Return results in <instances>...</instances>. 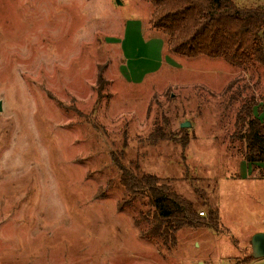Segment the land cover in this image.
Returning <instances> with one entry per match:
<instances>
[{
    "label": "rangeland",
    "instance_id": "1",
    "mask_svg": "<svg viewBox=\"0 0 264 264\" xmlns=\"http://www.w3.org/2000/svg\"><path fill=\"white\" fill-rule=\"evenodd\" d=\"M152 10L0 0V264L259 263H249L250 241L264 229V174L230 137L244 98L255 96L264 120V70L168 53ZM128 29L143 38L130 53ZM116 160L193 203L200 224L183 228L174 250L142 238V202L118 208ZM249 169L251 180L236 181Z\"/></svg>",
    "mask_w": 264,
    "mask_h": 264
},
{
    "label": "trees",
    "instance_id": "2",
    "mask_svg": "<svg viewBox=\"0 0 264 264\" xmlns=\"http://www.w3.org/2000/svg\"><path fill=\"white\" fill-rule=\"evenodd\" d=\"M152 6L150 27L162 35L168 53L185 58H220L246 72L264 70V8L240 7L234 0H138ZM102 88V77L98 78ZM230 88V87H229ZM249 86H244V91ZM234 101L230 98V103ZM258 101L254 95L240 103L235 115L231 141L239 143L247 164L256 170L264 164V120L254 116ZM264 106V104H263ZM117 161V160H116ZM120 186L126 198L119 209L138 202L151 211L139 213L140 235L161 250L172 251L177 234L185 227L199 225L193 203L152 175H136L118 161ZM204 214V213H202ZM208 224H216L217 212L209 210Z\"/></svg>",
    "mask_w": 264,
    "mask_h": 264
},
{
    "label": "crops",
    "instance_id": "3",
    "mask_svg": "<svg viewBox=\"0 0 264 264\" xmlns=\"http://www.w3.org/2000/svg\"><path fill=\"white\" fill-rule=\"evenodd\" d=\"M140 34H139V32L138 31H136L135 29H128V31H127V36L126 37H128V38H125V42H124V45H125V47H124V49H125V52L126 53H130V52H135V50H136V47H135V44L134 43H137L138 41H139V43L138 44H140L142 41H143V38H142V36H139ZM150 50H148V52H149ZM147 52V51H146ZM151 53H153V55H152V57L154 56V54H155V52L154 51H150ZM137 55L139 54H141V56H143L145 53H143V52H139V51H137V53H136ZM151 57V58H152ZM150 58V57H149ZM251 167V166H250ZM252 168V167H251ZM250 168V169H251ZM249 169V172H247V175H246V177L244 176V173H242L241 171H240V176H239V178H238V180H236V181H246V180H251L253 177H252V171ZM256 170H258V172L259 173H263L264 174V164H258V165H256ZM258 180L259 181H264V178H258ZM257 233H264V229L263 230H261V232L260 231H258V232H256V233H254L253 235H255V234H257ZM250 262H259L258 264H264V259H253V260H251V261H249V263ZM248 264V263H247ZM256 264V263H255Z\"/></svg>",
    "mask_w": 264,
    "mask_h": 264
},
{
    "label": "water",
    "instance_id": "4",
    "mask_svg": "<svg viewBox=\"0 0 264 264\" xmlns=\"http://www.w3.org/2000/svg\"><path fill=\"white\" fill-rule=\"evenodd\" d=\"M1 111V104H0ZM191 125L189 122H185L181 125L182 129L189 128ZM252 249V258L253 259H264V233H257L253 235L250 241Z\"/></svg>",
    "mask_w": 264,
    "mask_h": 264
}]
</instances>
